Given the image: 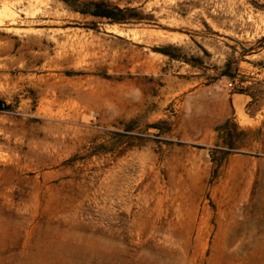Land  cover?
I'll list each match as a JSON object with an SVG mask.
<instances>
[{"label":"rangeland","instance_id":"rangeland-1","mask_svg":"<svg viewBox=\"0 0 264 264\" xmlns=\"http://www.w3.org/2000/svg\"><path fill=\"white\" fill-rule=\"evenodd\" d=\"M98 1L0 0V264H264V0Z\"/></svg>","mask_w":264,"mask_h":264},{"label":"trees","instance_id":"trees-1","mask_svg":"<svg viewBox=\"0 0 264 264\" xmlns=\"http://www.w3.org/2000/svg\"><path fill=\"white\" fill-rule=\"evenodd\" d=\"M62 1L66 4V6L72 9V11L80 13L82 16H91L100 20H105L110 25L138 24L144 20H148V18H144L143 15L133 7L119 8L107 1L96 0L86 3H78L77 0ZM163 53L167 54L166 51ZM167 56H169V54H167ZM230 124L231 122L227 120L223 125L218 127L217 132L226 130ZM224 143L226 146H229V148L234 149V144L231 141L228 143V141L226 142L224 140Z\"/></svg>","mask_w":264,"mask_h":264},{"label":"bare ground","instance_id":"bare-ground-1","mask_svg":"<svg viewBox=\"0 0 264 264\" xmlns=\"http://www.w3.org/2000/svg\"><path fill=\"white\" fill-rule=\"evenodd\" d=\"M240 96H242V95H240ZM240 96H238V97L236 98V101H237V102L240 101V100H242V98H240Z\"/></svg>","mask_w":264,"mask_h":264}]
</instances>
